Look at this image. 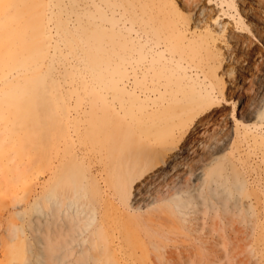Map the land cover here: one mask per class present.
I'll return each mask as SVG.
<instances>
[{"label":"rangeland","instance_id":"rangeland-1","mask_svg":"<svg viewBox=\"0 0 264 264\" xmlns=\"http://www.w3.org/2000/svg\"><path fill=\"white\" fill-rule=\"evenodd\" d=\"M34 1L40 12L23 0H0V26L11 29L0 28V101L11 95L29 103L25 112L13 103L0 106V264L41 259L44 198L57 188L67 190V180L73 181L72 191H80L96 223L109 221L103 243L107 264H152L165 252L172 264L223 259L261 264L264 0H190L191 14L183 15L173 9L174 0H93V19L112 17L120 40L134 44L132 66L122 81L114 77L115 83L123 82L131 92L130 84L142 82L135 65L148 67L154 60L160 88L149 92V102L157 104L147 108L131 106L137 104V90L135 96H114V85L104 90L95 79L85 30L80 42L74 41L73 24L83 18V0H59L56 20L50 14L53 0ZM32 17L26 31L34 41L33 53L25 58L22 44L30 36L20 29ZM156 30L165 43L156 42ZM180 52L185 70L176 72L172 56L176 60ZM9 53L12 59L5 56ZM197 74L207 75L215 87L217 122L211 132L199 123L202 134L193 129L202 113L192 121L193 110L169 108L176 77L194 81ZM129 97L134 100L124 104ZM125 186L139 193L135 200L124 199ZM128 218L135 220L136 233L130 246L113 229ZM51 229L55 240L60 229L55 217ZM20 247L29 251V259L8 262Z\"/></svg>","mask_w":264,"mask_h":264},{"label":"bare ground","instance_id":"bare-ground-1","mask_svg":"<svg viewBox=\"0 0 264 264\" xmlns=\"http://www.w3.org/2000/svg\"><path fill=\"white\" fill-rule=\"evenodd\" d=\"M23 1L29 2L32 10L36 12L41 11V7L34 4L36 1L33 0L34 3L30 0ZM58 1L59 0H53L52 6H50V14L54 15L53 19L55 20L58 19L57 13L60 8ZM81 5L84 8L83 18L75 21L73 24L77 35L75 36L74 41L80 42L82 39L81 31L85 30L83 32H85V42L87 43L89 49V63L95 71V79L99 80L100 87L104 90H108L110 86L114 85L111 87L114 91V96L124 95V93H132V95L135 96L134 92L137 90L138 95L135 96V99L137 97L138 105L136 103H132L131 106L136 105L140 108H147L156 105L157 102L155 100H150L149 102L148 98L150 96L149 92H153L155 89L159 90L160 88L158 79L154 78L156 70L152 69L154 60H150L148 67L145 65H142V67L135 65L134 68H137L138 71L137 69H133V71L136 73L141 72L142 82L134 81L133 84H130V87L132 88L131 92L129 89H125V86L127 85L123 82L115 83V80H113L114 77H116L118 81H122L124 70L128 68V66H132V61H130V59H132L131 57L133 56L132 53L134 51V44H130L129 40L125 37H123L124 40H120L119 33H117L118 31L116 30V22L113 21L112 17L110 18L106 14H101L99 15V21H95L93 19L92 15H90V9L92 8V5H94L97 9V5L94 4L93 0H83ZM108 6L110 7V10H113L114 6ZM44 10L47 11V7H45ZM33 17L32 19H29L27 24L22 26L20 34L29 35L26 30L30 22L33 23ZM0 28H2V30H11L10 27L5 25L0 26ZM175 34H177L175 35V39L177 41H181L178 33ZM2 35L3 32L0 31V37ZM29 36V41L22 44V48L25 49L27 53L25 58L30 57L31 53H33L32 49L34 41L32 36ZM153 36L157 43H165L164 40L161 41V39H166L162 37L161 31L156 30L153 33ZM229 38H233V35H230ZM146 42H149V40H146ZM3 45L4 42L0 40V48H3ZM36 45L37 44L35 43V46ZM9 54H6L5 56L12 59V57H10L12 54ZM8 60L5 61V63H8ZM182 60H186V58L181 52L178 54V58L176 60L175 56H172V61H174L173 67L176 72H178L179 69L185 70V67L181 63ZM6 66L9 65L6 64ZM173 82L177 85L175 86L176 88L169 100L170 110L174 109L178 112L182 109L187 111L193 110V112L188 115L189 119L193 121L194 117H196L198 113H202V110L206 106L214 103L213 98L215 97V87L213 86L211 78L207 75L204 74L203 77H200L197 74L196 80L194 81H191L185 76L176 77ZM38 89H41V87L39 86ZM140 94L146 97L141 99L139 98ZM124 98L125 97H123V99ZM117 99H119L117 100V103L120 107L124 106V104H130L134 100V98L129 97L123 104L121 102L122 99ZM12 103L15 104L18 109L22 110V112H25V109L29 105L26 100L22 102L16 97L13 99L11 95H7L3 101H0V106L8 108ZM71 183H73V181L67 180L66 184H69L67 190L66 186L57 188V190L52 194L51 192H48L44 198L45 203L43 214L45 226L43 230V238L41 240L43 250L40 253L41 259L38 260L36 264H38V262L41 264H62L63 262L67 263V261H69L68 264H107L108 260L104 256L103 243L107 237L105 229L110 228L109 221L105 222V220H100L99 223H96L95 216L93 212H90L86 203L83 201L82 196L79 193L80 191L71 190ZM54 217L60 226L59 231L55 232V234L58 235V238L55 240L51 236L53 234L51 228ZM96 224H98L96 230L92 229V227L96 226ZM134 224L135 220L133 218H128L116 225L111 224V227L114 225L113 229L118 228L122 232L126 245L130 246L136 243V233L133 229ZM77 225L78 228L75 230V226ZM69 226L70 228L72 226L73 230L70 232L72 234L71 240L69 241V244H71L70 251H67L69 247H67L65 243H67V232L69 230ZM92 230H94L92 234H89ZM95 231H98V233H95ZM84 233L85 236L89 234L88 237L86 238L85 236H82L79 239L78 236ZM77 244L80 246V249H75ZM78 250L79 254L77 256L70 257L74 253L76 254ZM29 256V251L28 253H25L24 248L20 247L18 253H10V257L8 256L7 261L11 262V260L18 258L25 260V258L29 259Z\"/></svg>","mask_w":264,"mask_h":264},{"label":"snow or ice","instance_id":"snow-or-ice-1","mask_svg":"<svg viewBox=\"0 0 264 264\" xmlns=\"http://www.w3.org/2000/svg\"><path fill=\"white\" fill-rule=\"evenodd\" d=\"M204 3L206 4L207 0H204ZM172 7L178 14H181V15L185 13L191 14L190 10H191L192 5H191L190 0L188 3H185L184 0H174ZM193 22L195 23V20H193ZM216 115L217 113L214 111L213 105L206 106L202 110V114L200 115L199 121H197V123L193 125L195 134L203 133L204 129L198 126L199 123H202V122L207 124L208 131L211 132L213 123L217 122L215 119ZM260 119L264 120V110H262L260 113ZM190 134L192 133L190 132ZM122 195L125 200H129V198H131L132 200H135V198L139 195V193H137L134 188L131 192H129L127 186H125ZM166 257H167L166 252L163 255H157L156 257H154L152 264H172V262L169 261ZM217 264H240V261L239 259H236V260L223 259V260L218 261ZM261 264H264V261H261Z\"/></svg>","mask_w":264,"mask_h":264}]
</instances>
